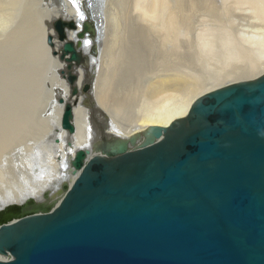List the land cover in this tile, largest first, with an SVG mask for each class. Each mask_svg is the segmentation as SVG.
I'll use <instances>...</instances> for the list:
<instances>
[{
	"label": "water",
	"instance_id": "95a60500",
	"mask_svg": "<svg viewBox=\"0 0 264 264\" xmlns=\"http://www.w3.org/2000/svg\"><path fill=\"white\" fill-rule=\"evenodd\" d=\"M97 25L55 22L61 40L76 31L59 52L68 69L84 66ZM70 117L67 104L72 132ZM101 135L56 195L0 209V264H264V74L199 97L140 143Z\"/></svg>",
	"mask_w": 264,
	"mask_h": 264
},
{
	"label": "bare ground",
	"instance_id": "6f19581e",
	"mask_svg": "<svg viewBox=\"0 0 264 264\" xmlns=\"http://www.w3.org/2000/svg\"><path fill=\"white\" fill-rule=\"evenodd\" d=\"M54 1H56L57 3ZM83 1H85V3H83ZM174 1L177 2L176 0H156L155 4H151L152 8L154 6V10L153 9L149 10L148 8V11H149L148 14L150 13L151 10H153L150 13V15H148V17L152 25L154 26V28H156V30L158 29L161 31L166 30L165 28H167L172 32L171 35L164 34V38H162L161 40H158V42H161L163 46L162 49L164 50L165 57L164 55L163 56L161 55V56L170 62L166 61L165 69L163 70L164 74L162 76L155 77V78L154 76H150V77H153V79L150 80L149 83H146L147 85L146 86L144 85L145 87H143L142 89L141 87H137L138 83L135 84L134 86H131V87H135L134 89L135 96L132 97L133 100L131 99L132 103L130 102V104H128L125 101H122L120 103L119 101H117L116 104L110 103L113 105V106L111 105V108L113 110L111 111V113L115 115L113 119L115 118L118 124H115L112 121L113 119L108 121L109 124L112 126L111 130L116 129V132L113 131L114 134L109 133L108 135H114L119 138H130L134 136V137H137V143H140L141 140L143 139L144 132L150 127L167 128L172 123H174L176 120L184 118L185 115L189 112L192 104L199 97L213 90H216L218 88H222V87H225V86H228L234 83L242 82V81L252 80L264 74V0H186L187 6L185 5V9L186 7L187 9L185 11H182L181 9L182 7H184L183 4L179 6L182 11L181 13H179L180 9L179 10L177 9V11L175 10L174 8L175 5L173 4L175 3ZM50 2L51 3L54 2L55 4L59 5V7H61L62 13L64 12L67 13V14H64V17L62 18V19H66V21L68 18L69 19L68 21L73 20L78 24L79 22H83L84 20H93L94 22V19H95L96 24H98L97 29H96L98 30L97 39L92 41L90 37H86L83 42V46L85 47V51L87 53L86 55L88 56V59L87 58L85 59V61L87 62V63L85 62V65H84L86 69L85 71L81 69H75V68L72 69L73 66H71L72 70L68 69L69 68L68 62H66L65 60L59 57V60L61 62L66 63L67 67L64 66L63 64H60L58 60V56H59L58 53L56 54L57 56L54 59L53 58L51 59L52 51L60 52L61 46L64 43V41L71 40L73 42H76L77 35H76V31L67 30L66 32L64 31L65 35L62 40L58 37L57 33H55V37L52 36L54 34L52 32V27H51L53 26V24L51 23H53V21H55L57 18H60V13H59L60 8L54 9L53 8L54 6L50 4ZM104 2L105 0H102L101 4H98V7H97V6H94V4L92 3V0H0V47H5L3 46V44L5 43L8 44L10 42L14 46L13 48L14 52L12 51L13 53L11 52V49H10V54L5 49L3 50L7 52L6 54L0 53V69L4 67L3 63H5L7 67L5 65L4 69L8 68L13 76L11 87L9 90L10 97H14V98L16 97L17 99H19V102L20 101L22 102L23 105L26 104L28 106L33 107V109L30 108L31 111L29 112L32 114H37L39 118H36L38 119V121H36V119L34 121L32 120L34 124L32 123L31 124L33 125V128L35 127L36 129H38V131L41 128H43L42 130L45 133L47 131L46 125L48 124L47 123L48 120L46 121L45 119L42 118V116L45 114L44 110L54 107V109L52 110V115L57 116L58 119L56 120L58 121V123L61 122V124H57V126H59L60 129L56 128L55 131L56 132H58L59 130L62 131L61 141L64 143H68V145L71 146L74 155L76 152H79V151H88L90 153L89 155H92V153H94L95 151V148L100 145V144L94 143L96 142L97 138H95L93 142L91 143L87 142L86 126H89L87 125V121H88L87 114H89L92 109H94V111L95 110L100 111L99 108L97 107L94 108L93 103L100 104V101L103 102L102 98L106 94L108 96V93L109 94L111 93L112 82H115V81H112L113 78H116L118 81L115 70L119 66H115V62H116L115 60L119 59L118 58V56L120 55L119 48L121 47L118 48L117 44L121 42L119 39L120 38L122 39L123 37H120L119 34H117L119 37H116V35L114 36V34L119 32V30L121 29V25H122V18H120V15L122 16V14H120V11H121L120 6L122 4V0H106V2L105 3ZM142 2L143 0L134 1L132 6L136 5L137 9L136 8L134 9L135 10L139 9L141 11L144 8V3L142 4ZM145 2H148V1L145 0ZM43 3L46 4L47 6L45 8H40L43 5ZM228 3L235 4L236 6L237 5L242 6L244 9L241 11L243 15L246 16L248 14V16H250V18H248L247 20L240 21V22L245 23L244 26L247 29L253 30L252 32L248 30L250 32V35L248 34L247 37L244 38V36L237 34V31L235 34L234 33L235 31L232 32L227 27H225L226 25L225 22L224 24L223 23L218 24V21L215 18L214 20L215 22L212 19L211 20L213 23H217L218 29L217 28L211 29L212 27L209 24L211 28H209L208 26L207 27L208 29H206L207 31H204L205 28L202 30V28L200 27L197 33H195L196 36L195 35L191 36L190 32L192 31L190 30V25L198 20L197 17L200 14L199 12L198 16L192 15L193 9H203V8L205 9L206 8L207 10H209L210 9L209 7L212 8L215 5L225 6ZM247 5L249 6V9L252 10V12L250 10L248 11L247 9L248 7L245 8ZM220 8L221 7H219V9ZM223 8H226V7H222L221 9ZM122 9L127 11L125 7H122ZM212 9H211L210 15L212 13L216 14V12H212L214 11ZM135 10H131V11H135ZM90 11L91 13H89ZM126 11H124V13H127ZM236 11L234 10L235 14H236ZM143 12H147V11H142V13ZM193 12L195 14L196 11H193ZM142 13L140 12L139 14H142ZM81 16H83L84 18L83 20H80V18H82ZM218 16L220 17V15ZM91 17L92 19H89ZM209 18L211 17L209 16ZM138 19H141V17ZM102 20H104V22ZM198 22H201V21L199 20ZM148 23L149 22H147V24ZM230 24L232 25V23ZM140 26L141 25L136 26V27H140ZM147 26H144L143 30H138L132 24L131 28H129V31H127V33L128 32L132 34L134 33L135 37H136V34H138L139 36L138 41L140 43H143V42L148 43L149 40L151 39L149 38L150 36H146V33L150 34L151 27L149 26L150 28H148ZM32 27L34 28L36 27L35 28L36 30L34 28L33 30ZM79 28L80 27H78L77 25L76 29L78 30ZM102 28H103V31H102ZM193 30H195V28ZM36 31L44 39L47 37V35H49L47 38V44L53 49L51 52L49 48L46 46V44L44 43V40H42V48L38 47V45L40 44L39 39L37 40V38L35 39L33 37ZM122 36H124V34ZM101 37H103L102 39L103 45L101 48V52L99 53V55L96 54L98 55L99 58L98 59L93 58L92 60L88 55V49H89L88 47L90 44L97 43ZM31 38H33V40H36V41L32 42ZM118 40L119 42H116ZM154 41H153V44H154ZM166 41L168 42L167 45L165 44ZM31 42L32 44H30ZM93 45H95V49H96V44H93ZM6 49H9V48H6ZM188 50L190 51L189 53H191V55L189 54V56L185 55V53L186 54L188 53ZM157 53L159 54V52ZM176 53H179L178 54L179 57H180V54L181 56L182 54H184L182 57L183 58L187 57L185 59L188 60L189 58V61L191 60L192 62L193 67L190 68V70L195 73V76L193 79L195 83L193 84L192 87H188L186 83L188 84L189 82H187V80L183 78L184 74L185 76L189 75L187 72H185L186 69H189L188 66L185 67L184 71L180 73L178 72L179 74L177 75H173V73H169L172 71L174 72V69H172L170 65L173 62V59L177 58ZM175 54L176 56H174ZM114 58L116 59L114 60ZM177 59H179V62H180V59L182 58H177ZM88 60H90V62L92 60L93 63H88ZM245 61H246V64H242V62H245ZM96 63H100V69L98 71L99 75H98L97 80L101 83L96 85V89L91 90L92 92L90 94L91 95L90 97L86 96L85 98L84 96L85 99L78 98V105L75 107H72L71 103L64 101V99L62 98L58 99V102L62 106H57L55 102H52L53 94H51V90L53 88L51 87V90L49 91L47 90L48 93L46 92L44 88V84L48 81H44L45 80L44 78L48 76L47 78L49 79L50 82L53 83V84L51 83L52 85H55V84L59 85L60 87H64L63 89H66V91H68L69 88L66 85V83L64 81H59L60 79L58 77L59 69L64 70L65 68H67L66 74L68 75V73H70L71 75L75 77L74 82L72 84L69 83V85L71 86V92H70L71 95L76 96V94L78 93V90H80L79 88L82 86L83 79L85 78L89 79L88 77H90L89 75H86L87 73L85 75L84 73L87 72L88 68L90 70L94 68ZM159 64L163 65L164 67V64H162V62ZM181 65L179 63V66ZM102 66L104 67L102 68ZM159 67L162 68V66H159ZM151 68L152 67H149V70ZM176 68L179 69L180 67H176ZM104 71L107 73H105L106 74L105 78H102L101 75H102V72ZM243 72L244 73L248 72V76L250 72L251 74L252 73L256 74L257 72V75L251 79H245V80L241 79V80H236V81L233 79L234 77L232 76L235 75V73L237 76V73H243ZM39 74L41 76L40 77L41 82L39 83L41 88H39V86L36 85V82L37 81L39 82V80H36ZM231 77H232V80L234 81L229 80ZM53 79L56 80V83L52 81ZM223 79H228L229 82H227L228 81L227 80L225 83L219 84L220 81H222ZM24 80H25V85H26V91L29 94L28 96L27 95L20 96V94L15 93L22 89L20 86H23ZM9 82L11 81H8V83ZM75 83H76L77 88L75 87ZM90 83H92L91 78H90ZM72 86L75 88V93L72 92ZM85 88L86 90L84 91L83 89V91L87 92L88 86H85ZM118 94H120V92ZM110 95H112L111 97L113 98L114 93ZM123 95H125V93H123ZM107 96H105V98L103 99H106ZM130 96H132V92H130ZM122 97H125V96H122ZM122 99L123 98H121V100ZM128 99H129V96H128ZM84 101H87L90 103L88 106H85L87 107L86 108L87 110L84 108H80V105L84 104ZM13 104L14 103L12 102V105ZM67 104L69 105L70 112H71V117L69 120H70V124L73 126L72 132H69L62 128L63 114L66 110ZM13 107L14 106H11V108ZM27 111L28 110L26 109V112ZM92 112L93 110L91 111V113ZM25 114L26 113H24V116L22 117V119H14L16 117L14 116L13 118L11 116L10 118H12L13 121H11L10 123L7 122L6 124L4 123L7 120L4 121L3 120L4 117L2 118V120H0V149L2 148L5 149L7 142L15 138H17V142L19 141V139L21 141H23L24 139H27L26 137L21 136V134L25 133L26 129H27V132H29L27 128L29 122L25 121ZM116 116H117V119H116ZM61 117H62V120H61ZM27 120H30V119H27ZM120 120L125 121L127 124L123 125L122 123H120ZM33 128H30V130L32 129L35 131L36 129H33ZM38 131L36 130V132ZM10 134L12 135L10 137H7ZM41 134H43V132ZM46 134L47 135H42L43 139L47 138L48 134H52V133H46ZM103 134L107 135L106 133H103ZM34 135L33 137H35ZM56 141L57 140L55 139V142ZM56 143H58V141ZM27 144L29 146L30 141H28ZM36 145L37 144H35V146ZM58 145L59 146H56V147L53 145V147H51L53 148V150L46 152V156H45L46 159H44V161L39 165V167L44 166L45 168H48L47 172L51 171L50 173L52 174L50 173L47 174V172H44V170L40 171L42 172V174H39L37 176L38 181L41 184L40 186L41 188L39 189L38 194L34 195V193L33 194L29 193L30 191L29 192L26 191L28 189V185L27 183L23 182L24 178L33 179V177L28 176L27 173L22 174L21 182H18L17 177L10 178V171L0 168V192L4 191L6 194L4 198L0 197V209L11 203H16V204L20 203L30 197L34 198L37 201L42 200L45 192H47L49 196H52L54 194L56 195L61 190V186L63 182H67L70 178L69 173L67 172L69 160L66 162V164H64V166H63V162L66 161L65 153L67 152V150L69 151L71 149L68 148L63 143L61 144L58 143ZM6 149H8V147ZM16 149L17 148H15L14 151H16ZM32 149L34 148L32 147ZM132 149L134 148L129 146V150H132ZM74 155L72 157H74ZM32 160L33 159H31V161ZM47 190H50L51 192H48ZM17 192H19L18 195L20 196H18L19 197L18 200H14L13 197L17 198Z\"/></svg>",
	"mask_w": 264,
	"mask_h": 264
},
{
	"label": "rangeland",
	"instance_id": "374dc122",
	"mask_svg": "<svg viewBox=\"0 0 264 264\" xmlns=\"http://www.w3.org/2000/svg\"><path fill=\"white\" fill-rule=\"evenodd\" d=\"M134 1H138V0H126V1H124V0H122V4H121V8H120V14H122V16L120 15V18H122V25H121V29L119 30V32L118 33H116V34H114V36L116 35V37H123L122 39L120 38L119 40L123 43H121V42H119V40L118 41H116V42H119V44H117L118 45V48L119 47H121V48H119L120 49V55L118 56V58L119 59H117V60H115L116 58H114V60L116 61L115 62V66H119L115 71V73L117 74V78H118V81H117V79L116 78H113V80L112 81H115V82H112V85H111V93L110 94H112V93H114V95H113V98L111 97L112 95H110L109 93H108V96H107V94L105 95V96H107V97H109L110 98V100H109V98H107L106 97V99H103V98H105V96L102 98V100H103V102H101L100 101V104H98V103H93V106H94V108L95 107H97V108H99L100 109V111H97V110H95L94 111V109H92L93 110V112L91 113V111H90V113L89 114H87V116H88V121H87V125H89V126H86V128H87V142H89V143H91V142H93V140L95 139V138H97V140H96V142H94L95 144H100L101 143V139H102V135H101V133H102V127H103V133H106L107 135L110 133H112V134H114L113 133V131H115L116 132V129H113V130H111L112 129V126L109 124V122L108 121H110V120H112L113 119V117L115 116L113 113H111V111H113L112 110V108H111V105L112 104H116L117 103V101H119V103L120 102H122V101H125L126 103H128V104H130V102L133 100V98L132 97H134L135 96V91H134V89H135V87H131V86H134L135 84H137V87H141V89L143 88V87H145L147 84L146 83H149V81L150 80H152L153 79V77H150V76H154V78L155 77H159V76H162L163 74H164V69H165V63H166V61H168V60H166L164 57H165V55H164V50L162 49V44H161V42H158V40H161L162 38H164V34H167V35H171L172 34V32L169 30V29H167V28H165L166 30H163V31H161V30H156V28H154V26L152 25V23H151V21L149 20V17H148V15H150V13L154 10V6H153V8H152V5L151 4H155V1L156 0H146V1H148V2H145V0H143V2H142V4L144 3V8H143V10H135L134 8H136L137 9V7H136V5H133L132 6V4H133V2ZM142 1V0H141ZM177 2H175V3H173L174 5H175V10L177 11V9L179 10L180 9V5H182L183 4V6L184 7H182L181 9H182V11H185L186 9H187V7H186V9H185V5L187 4V2H186V0H176ZM180 1V2H179ZM185 1V2H184ZM54 2H56V1H54ZM54 2H50V4H52L53 6V8L54 9H59V13H60V18H57L55 21H53V23H51V24H53V26H51L52 27V32H53V34L54 35H52V36H54L55 37V28H54V24H55V22H57V21H59V20H63V21H65V22H67L69 19L67 18V21H66V19H62L63 17H64V14H67L66 12H64V13H62V10H61V7H59V5H57V4H55ZM72 2V1H71ZM105 2H106V0H105ZM104 2V3H105ZM151 2H153V3H151ZM182 2H184V3H182ZM45 3V2H44ZM43 3V5L40 7V8H45L47 5L46 4H44ZM57 3V2H56ZM137 3V2H136ZM135 3V4H136ZM146 3V4H145ZM181 3V4H180ZM150 4V5H149ZM172 4V5H173ZM227 5V6H226ZM225 6L224 5H215L214 7H212V8H214V9H212L211 7H209L210 9L209 10H207L206 8L203 10V9H193L192 10V15H195V16H198V13L200 12V14H199V16L197 17L198 18V20L197 21H195L194 23H192L191 25H190V30L192 31V32H190L191 33V36H196V34L195 33H197V31L199 30V28L201 27L202 28V30L205 28V30L204 31H207L206 29H208L207 27L209 26V24H210V26L212 27H210L209 26V28H211V29H214V28H217L218 27V25H217V23H213L212 22V20L214 21L215 20V18L217 19V21H218V24H220V23H223L224 24V22H225V27H227L230 31H232V32H234L235 34H236V31H237V34H240V35H242V36H244V38H246L247 37V35L249 34L250 35V32H252L253 30L252 29H247L244 25H245V23H243V22H240V21H243V20H247L248 18H250V16H248V14L245 16V15H243V13L241 12L242 10H244L243 9V7L242 6H240V5H237L238 6V8H237V6L235 5V4H232V3H228V4H226ZM127 6V7H126ZM146 6V7H145ZM187 6V5H186ZM216 6H218V7H216ZM122 7H125V9H127V11L126 10H123L122 9ZM133 7V8H132ZM219 7H226V8H223V9H219ZM228 7V8H227ZM241 7V8H240ZM248 7V8H247ZM131 8V9H130ZM148 8H149V10L150 9H153V10H151L150 11V13L148 14ZM183 8H184V10H183ZM216 8V9H215ZM230 8V9H229ZM245 8H247L248 9V11L250 10L249 9V6L247 5ZM146 9V10H145ZM181 9L178 11L179 13H181L182 11H181ZM211 9L212 10H214V11H212V12H216V14H211L210 15V13H211ZM236 11V14H235V12H234V10ZM131 10H135V11H131ZM201 10V11H200ZM203 10V11H202ZM217 10V11H216ZM51 11V10H50ZM124 11H126L127 13H124ZM138 11V12H137ZM142 11H147V12H143L142 13ZM193 11H196L195 12V14H194V12ZM198 11V12H197ZM251 12H252V10H250ZM78 12V11H77ZM142 13V14H139V13ZM206 13V15H205V13ZM209 12V13H208ZM131 13V14H130ZM135 13V14H134ZM124 14V15H123ZM137 14V15H136ZM139 14V15H138ZM202 14V15H201ZM204 14V15H203ZM229 14V15H228ZM218 15H220V17L218 16ZM126 16V17H125ZM137 16V17H136ZM194 16V17H195ZM208 16V17H207ZM209 16L211 17V18H209ZM248 16V17H247ZM82 18H80V20H83L84 18H83V16H81ZM130 17V18H129ZM133 17V18H132ZM141 17V19H138V18H140ZM202 17V18H201ZM213 17V18H212ZM127 18V19H126ZM136 18H137V20H136ZM144 18H145V20H146V22H145V20H144ZM231 18V19H230ZM241 18H243V19H241ZM133 19V20H132ZM212 19V20H211ZM221 19V20H220ZM124 20V21H123ZM132 20V21H131ZM143 20H144V22H143ZM201 21V22H198V21ZM204 20V21H203ZM223 20V21H222ZM230 20V21H229ZM232 20V21H231ZM234 20V21H233ZM103 22H104V20H102ZM220 21V22H219ZM222 21V22H221ZM126 22H127V24H126ZM129 22V23H128ZM134 22V23H133ZM147 22H149L148 24H147ZM215 22V21H214ZM227 22V23H226ZM146 23V24H145ZM205 23V24H204ZM212 23H213V25H212ZM230 23H232V25L230 24ZM243 23V24H242ZM133 24V26L134 27H136V26H139V25H141L140 27H136L138 30H143V27L144 26H147L148 28H150L151 27V31H150V34H148V33H146V36H150L149 38L151 39V40H149V42L148 43H145V42H143V43H140L139 41H138V34H136V37H135V35H134V33L132 34V33H130V32H128L127 33V31H129V28H131V25ZM150 24V25H149ZM240 24H242V25H240ZM203 25H205V26H203ZM207 25V26H206ZM215 25V26H214ZM231 27H230V26ZM150 26V27H149ZM142 27V28H141ZM153 27V28H152ZM198 27V28H197ZM235 27V28H234ZM243 27H244V29H243ZM34 27H32V29H33ZM36 28V27H35ZM34 28V29H35ZM108 28H109V26H108ZM195 28V30H193ZM197 28V29H196ZM231 28V29H230ZM237 28V29H236ZM246 28V29H245ZM33 29V30H34ZM218 29V28H217ZM36 30V29H35ZM68 29H65L64 31L66 32ZM250 32H249V31ZM102 31H103V28H102ZM124 31H125V33H124ZM41 32V31H40ZM194 32V33H193ZM247 33V34H246ZM117 34H119V36L117 35ZM124 34V36H122ZM126 34H128V35H126ZM252 35V34H251ZM48 36L49 35H47V37L44 39V38H42L41 36H40V34H38L37 33V31H36V33H34V35H33V37L36 39L37 38V40L39 39V45H38V47L39 48H42V40H44V43L46 44V46L49 48V50H50V52L53 50L48 44H47V38H48ZM102 36V35H101ZM134 36V37H133ZM157 36V37H156ZM53 37V38H54ZM126 38V39H125ZM127 38H128V40H127ZM133 38V39H132ZM32 40V42L33 41H36V40H33V38H31ZM102 39H103V37H101L99 40H98V42L97 43H93V44H96V54H98L99 55V53L101 52V48H102V45H103V43H102ZM125 39V40H124ZM137 39V40H136ZM2 40V39H1ZM89 40V39H88ZM123 40H124V42H123ZM154 40H156V41H154ZM41 41V42H40ZM101 41V42H100ZM127 41V42H126ZM129 41V42H128ZM152 43H151V42ZM153 41H154V44H153ZM32 42L30 43V44H32ZM135 42H137V43H135ZM11 43V42H10ZM10 43H8V44H10ZM127 43V44H126ZM7 43H5V44H3V46H5V47H0V53H4V54H6L7 52H9V54H10V49H11V52L13 51L14 52V46H13V44L11 45H8ZM29 44V45H30ZM93 44H90L89 45V49L91 48V46L93 45ZM121 44V45H120ZM144 44V45H143ZM153 44V45H152ZM165 44L167 45L168 44V42L166 41L165 42ZM126 45V46H125ZM155 45V46H154ZM159 45H161V46H159ZM150 46V47H149ZM153 46V47H152ZM44 47V46H43ZM157 47H159V48H157ZM6 48H9V49H6ZM128 48V49H127ZM3 49H5L7 52H5ZM88 49V50H89ZM156 49V50H155ZM161 50V51H160ZM12 52V53H13ZM118 52V51H117ZM157 52H159V54L157 53ZM190 51L188 50V53L186 54L185 53V55H187V56H189V54L191 55V53H189ZM59 54V52H56V51H52L51 52V59L53 58H55L57 55L56 54ZM90 55L89 53H88V55H89V57L93 60V58L94 59H98L99 57H98V55ZM176 54H177V56H176ZM174 56H176L177 58H182V59H180V62H179V59H177V58H174V56H173V62L171 63V68L172 69H174V72L172 71V72H169V73H173V75H177V74H179L180 72H182V71H184L185 70V67H187L188 66V68L189 69H186L185 70V72H187L189 75H186L185 76V74H184V79H186L187 80V82H189L188 84L186 83V85L188 86V87H192L193 86V84L195 83L194 82V76H195V73L193 72V71H191L190 70V68H192L193 66H192V62H191V60L189 61V58H188V60H186L185 58H187V57H185V58H183L182 56L184 55V54H182V56H181V54H180V57H179V53H176ZM160 55V56H159ZM164 55V57H162V56ZM160 58H159V57ZM122 57V58H121ZM159 59H158V58ZM150 58V59H149ZM164 58V59H163ZM58 60H59V56H58ZM92 60H91V62H90V60H88V63H93L92 62ZM119 60V61H118ZM122 60V61H121ZM159 61V62H158ZM189 61V62H188ZM59 62H60V64H63L64 66H66L67 67V65H66V63H64V62H61L60 60H59ZM86 62V61H85ZM162 62V64H164V67H163V65H161V64H159V63H161ZM168 62H170V61H168ZM191 62V63H190ZM87 63V62H86ZM179 63H180V65L181 66H179ZM189 63V64H188ZM4 64V67H5V63H3ZM127 64V65H126ZM158 66H157V65ZM242 64H246V61L245 62H242ZM85 65V64H84ZM102 65H103V63H102ZM178 65V66H177ZM184 65V66H183ZM156 66V67H155ZM159 66H162V68H160ZM4 67L3 68H1L0 69V71H1V73H0V120H2V118H3V120L5 121V120H7L4 124H6L7 122H11V121H13V119L12 118H10L11 116L14 118V116L16 117V118H14V119H22V117L24 116V113H26L25 114V121L26 122H29L28 123V126H27V128H28V131L29 132H27V129L25 130V133L24 134H21V136L22 137H26L27 139H24L23 141H21L20 139H19V137H21V136H19L18 137V139H19V141L17 142V138H15V139H13V140H11V141H8L7 142V145L5 146V149L4 148H2V149H0V168H3V169H6V170H8V171H10V178H16L17 177V181L18 182H21V177H22V174H28V176H30V177H33V179L32 178H29V179H26V178H24L23 179V182L24 183H27V185H28V189L26 190V191H30L29 193H31V194H33L34 193V195L35 194H38V191H39V189L41 188L40 186H41V184H40V182L38 181V175L39 174H42V172H40V171H43L44 170V172H47V169L48 168H45L44 166H40L39 167V165L44 161V159H46L45 158V156H46V152H48V151H50V150H53V148H51V147H53V145L56 147V146H59L58 145V143L59 144H61V143H63L64 145H66L68 148H70L71 150H67V152L65 153V162H63V166H64V164H66V162L70 159V158H72V156L74 155V153H73V151H72V148H71V146H69L68 145V143H64V142H62L61 141V134H62V131H58V132H56L55 131V129L56 128H58V129H60L59 128V126H57V124H61V122L60 123H58V121L56 120V119H58L57 118V116L56 115H52V110L54 109V107H51V108H49V109H46V110H44V112H45V114L42 116V118L43 119H45L46 121L48 120V124L46 125V127H47V131H46V133H52V134H48V137H49V139H48V137L47 138H45V139H43V137H42V135H47L42 129L43 128H41L39 131H38V129H36L35 127L33 128V125L32 124H34L33 122H32V120L34 121L36 118H39L38 116H37V114H32V113H30L29 111H31V109H33V107H31V106H28V105H26V104H22V102L20 101L19 102V99H17L16 97L14 98V97H10V87H11V83H12V74H11V72H10V70L8 69V68H5L4 69ZM6 67H7V65H6ZM104 66H102V68H103ZM149 67H152L150 70H149ZM176 67H180L179 69L178 68H176ZM73 68H75V69H81V70H86L85 69V66H78V67H72V69ZM160 68V69H159ZM176 68V69H175ZM66 69L67 68H65L64 70H60L59 69V73H58V77H59V81H64L65 83H66V85L68 86V88H69V90L68 91H66V89H63L64 87H60L59 85H52L53 83L52 82H50L49 81V79L46 77V78H44L45 80L44 81H48V82H46L45 84H44V88H45V90H46V92L48 93V91L49 90H51V87L53 88L52 90H51V94H53L52 95V102H55L56 104H57V106H62V105H60V103L58 102V99L59 98H62V99H64V101H66V102H68V103H71V106L72 107H75V106H77L78 105V98H81V99H83L84 98V96H85V98H86V96H91L90 94H91V90L92 89H96V85L97 84H100L101 82H99L97 79H98V75H99V73H98V71H99V69H100V63H96L95 64V66H94V68H92L91 70L88 68L87 69V72H85L84 73V75L86 74V75H89L90 77H88L89 79H87V78H85V79H83V82H82V86L79 88L80 90H78V93L76 94V96H72L71 95V86L69 85V82L67 81V71H66ZM71 69V70H72ZM5 70V71H4ZM7 70V71H6ZM89 70V71H88ZM4 71V72H3ZM8 71H9V73H8ZM175 71H177V72H175ZM144 72V73H143ZM179 72V73H178ZM105 73H107V72H102V78H105ZM148 73V74H147ZM35 74V73H34ZM122 74V75H121ZM259 74V73H258ZM23 75H25V74H23ZM119 75V76H118ZM257 75V72H256V74L255 73H252L251 74V72H250V74H249V76H248V72H246V73H237V76H236V73H235V75H233L232 77H234L233 79L236 81V80H245V79H251V78H253V77H255ZM32 76V75H31ZM34 76V75H33ZM92 76V77H91ZM96 76V77H95ZM135 76V77H134ZM190 76V77H189ZM193 76V77H192ZM242 76V77H241ZM7 77V78H6ZM9 77V78H8ZM41 76H40V74H39V76H37V79L36 80H39V82L37 83L36 82V85H38L39 86V88H41L40 87V82H41V78H40ZM133 77V78H132ZM232 77L229 79V80H232ZM240 77V78H239ZM3 78V79H2ZM90 78H91V80H92V83H90ZM148 78H149V80H148ZM8 79V80H7ZM46 79H48V80H46ZM96 79V80H95ZM186 80H184V81H186ZM190 80V81H189ZM228 79H223L222 81H220V83L219 84H223V83H225L226 81H227ZM229 80L227 81V82H229ZM234 80H232V81H234ZM1 81H2V83H1ZM8 81H11V82H9L8 83ZM54 83H56V80H52ZM132 81V82H131ZM134 81H135V83H134ZM6 82V83H5ZM8 83V84H7ZM52 83V84H51ZM76 83H77V81H76ZM76 83H75V87L77 88V86H76ZM191 83V84H190ZM52 86H51V85ZM4 85V86H3ZM92 85H93V87H92ZM145 85V86H144ZM20 86V85H19ZM85 86H88V91L87 92H84L83 91V89L85 88ZM1 87H3V88H1ZM7 87H9V88H7ZM22 89L21 90H19L18 92H15V93H18V94H20V96H23V95H29L28 94V92L26 91V85H25V80H24V84H23V86H20ZM132 89V90H131ZM138 89V88H137ZM12 90V89H11ZM48 90V91H47ZM65 90V91H64ZM123 90V91H122ZM52 91H53V93H52ZM68 92V93H67ZM120 92V94H118V93ZM130 92H132V96H130ZM123 93H125V95H123ZM22 94V95H21ZM118 95V96H117ZM44 96V95H43ZM120 96V97H119ZM122 96H125V97H122ZM128 96H129V99H128ZM84 98V99H85ZM120 98V99H119ZM121 98H123L122 100H121ZM127 98V99H126ZM3 99V100H2ZM43 99V98H42ZM117 99H119V100H117ZM132 99V100H131ZM73 101V102H72ZM109 103H108V102ZM114 101V102H113ZM9 102V103H8ZM12 102L14 103L13 105H12ZM110 103H112V104H110ZM132 103V102H131ZM22 104V105H21ZM90 103L89 102H87V101H84V104H81L80 105V108H84V109H86L87 107H85V106H88ZM96 106H95V105ZM9 105V106H8ZM11 106H14L13 108H11ZM99 106V107H98ZM113 106V105H112ZM100 107H102V108H100ZM11 108V109H10ZM31 108V109H30ZM89 108V107H88ZM105 108V109H104ZM26 109L28 110L27 112H26ZM87 110V109H86ZM110 111V112H109ZM32 115H30V114ZM4 114H5V116H4ZM12 114V115H11ZM16 114V115H15ZM27 114H29V115H27ZM109 114V115H108ZM55 116V117H54ZM8 117V118H7ZM30 117V118H29ZM52 117V118H51ZM10 118V119H9ZM32 118V119H31ZM9 119V120H8ZM27 119H30V120H27ZM52 119V120H51ZM55 119V120H54ZM116 119H117V116H116ZM54 120V121H53ZM61 120H62V117H61ZM93 120V121H92ZM96 120V121H95ZM31 121V122H30ZM36 121H38V119H36ZM115 124H118L117 123V120H115V118L112 120ZM51 122V123H50ZM53 122V123H52ZM32 123V124H31ZM120 123H122L123 125H125V124H127L125 121H122V120H120ZM29 124H31V125H29ZM95 124V125H94ZM50 125V126H49ZM55 125V126H54ZM31 126V127H30ZM100 126V127H99ZM54 127V128H53ZM30 128H33V129H36L38 132H36V130L34 131V130H30ZM51 130H50V129ZM90 128V129H89ZM96 130V131H95ZM31 132V133H30ZM36 132V133H35ZM43 132V134H41ZM67 132V131H66ZM98 134H97V133ZM45 133V134H44ZM35 136V137H33V135ZM58 134V135H57ZM12 134H10V135H8L7 137H10ZM37 135V136H36ZM122 135H124V134H122ZM30 136H32V137H30ZM56 136V137H55ZM70 136H72V135H70ZM30 137V138H29ZM55 139L58 141V143H56L55 142ZM34 140H36V141H34ZM28 141H30V145L28 146V144H27V142ZM32 141V142H31ZM37 141H39V142H37ZM49 141H51V142H49ZM98 141V142H97ZM12 142V143H11ZM14 142V143H13ZM53 142V143H52ZM18 143V144H17ZM50 145H49V144ZM15 144V145H14ZM35 144H37L36 146H35ZM38 144H40V145H38ZM57 144V145H56ZM10 145V146H9ZM17 145V146H16ZM49 145V146H48ZM8 147V149H6ZM32 147L34 148V149H32ZM15 148H17L16 149V151H14V149ZM4 149V150H3ZM32 149V150H31ZM74 149V148H73ZM2 150V151H1ZM9 151V152H8ZM7 152V153H6ZM40 154H41V156H40ZM43 154H44V156H43ZM35 155V156H34ZM42 158H43V160H42ZM31 159H33L32 161H31ZM39 159V160H38ZM42 160V161H41ZM40 161V162H39ZM51 171H48L47 172V174H49ZM68 172V171H67ZM13 174V175H12ZM50 174H52V173H50ZM37 177V178H36ZM31 182V183H30ZM31 185H30V184ZM65 183H67V182H65ZM39 184V185H38ZM52 185H53V183H52ZM32 187V188H31ZM35 187V188H34ZM32 189V190H31ZM36 189V190H35ZM60 190V189H59ZM48 192H51L50 190H47ZM14 194H15V192H14ZM19 194V192H17V198L16 197H13V199L14 200H18V196H20V195H18ZM22 194H24V193H22ZM5 192L4 191H1L0 192V197H2V198H4L5 197Z\"/></svg>",
	"mask_w": 264,
	"mask_h": 264
}]
</instances>
